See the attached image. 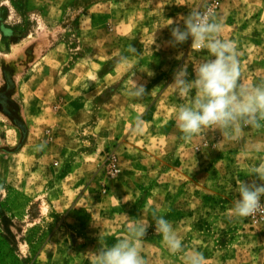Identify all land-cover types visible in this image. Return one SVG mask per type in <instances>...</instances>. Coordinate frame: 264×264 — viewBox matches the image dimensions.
Segmentation results:
<instances>
[{
    "label": "rangeland",
    "instance_id": "rangeland-1",
    "mask_svg": "<svg viewBox=\"0 0 264 264\" xmlns=\"http://www.w3.org/2000/svg\"><path fill=\"white\" fill-rule=\"evenodd\" d=\"M207 5L0 0V264H93L133 222L150 225L147 264H185L195 251L205 264H264L263 232L231 212L238 182L264 163V129L228 139L209 128L186 142L176 123L188 100L174 74L187 66L194 79L210 54L191 39L171 44V29ZM215 15L236 44L241 81L264 82V0H226ZM132 78L146 87L141 99L127 95ZM158 216L183 252H169Z\"/></svg>",
    "mask_w": 264,
    "mask_h": 264
},
{
    "label": "clouds",
    "instance_id": "clouds-1",
    "mask_svg": "<svg viewBox=\"0 0 264 264\" xmlns=\"http://www.w3.org/2000/svg\"><path fill=\"white\" fill-rule=\"evenodd\" d=\"M174 22L170 23L172 25ZM222 23L211 8L204 12L191 11L171 29V44H183L191 39L192 49H206L210 54L194 66L195 78L188 79L187 66L174 74L171 86L188 103L176 109L177 127L182 139L190 142L204 129L215 128L228 139L240 136L245 127L264 129V82L247 85L241 81V69L234 41L222 39ZM129 52L137 51L131 45ZM129 56L121 55L117 63L127 65ZM194 92V94H193ZM127 95L141 99L146 95L143 83L132 78ZM139 127V121L137 122ZM39 150V149H37ZM252 182L239 181L231 209L232 215L247 218L264 210L261 198L264 197V163L249 171ZM261 181L262 183H257ZM155 231L162 235L163 242L172 254L184 251V246L172 224L163 216L154 217ZM149 223L133 222L127 227V235L111 247L99 248L93 253V264H147L141 254V242L146 235ZM185 264H205L202 253H185Z\"/></svg>",
    "mask_w": 264,
    "mask_h": 264
},
{
    "label": "built area",
    "instance_id": "built-area-1",
    "mask_svg": "<svg viewBox=\"0 0 264 264\" xmlns=\"http://www.w3.org/2000/svg\"><path fill=\"white\" fill-rule=\"evenodd\" d=\"M226 0H208V5L204 9L206 11L207 9L211 8L213 12L216 14L221 7V5L225 2ZM202 11V12H204ZM119 172V169L117 168V164L113 163L112 164V170L111 174L112 175H117ZM261 203L264 204V197L261 198ZM250 226L256 229H260V231L263 232V239H264V210L257 212L255 215L249 216L248 217Z\"/></svg>",
    "mask_w": 264,
    "mask_h": 264
},
{
    "label": "trees",
    "instance_id": "trees-1",
    "mask_svg": "<svg viewBox=\"0 0 264 264\" xmlns=\"http://www.w3.org/2000/svg\"><path fill=\"white\" fill-rule=\"evenodd\" d=\"M11 225H12V222L10 220L9 217L3 215L2 217V227L4 229V232H5V237L8 241H10V239L13 237V233L11 231Z\"/></svg>",
    "mask_w": 264,
    "mask_h": 264
},
{
    "label": "crops",
    "instance_id": "crops-1",
    "mask_svg": "<svg viewBox=\"0 0 264 264\" xmlns=\"http://www.w3.org/2000/svg\"><path fill=\"white\" fill-rule=\"evenodd\" d=\"M129 173V172H128ZM122 179H123V177H122ZM161 179V178H160Z\"/></svg>",
    "mask_w": 264,
    "mask_h": 264
}]
</instances>
